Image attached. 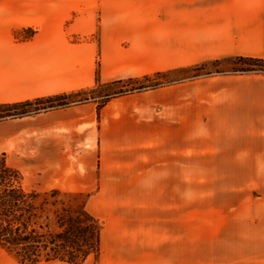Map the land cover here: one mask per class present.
<instances>
[{
	"label": "crops",
	"instance_id": "obj_1",
	"mask_svg": "<svg viewBox=\"0 0 264 264\" xmlns=\"http://www.w3.org/2000/svg\"><path fill=\"white\" fill-rule=\"evenodd\" d=\"M241 56L264 58V0H0V103ZM0 157L101 222L95 257L34 264H264V73L2 119Z\"/></svg>",
	"mask_w": 264,
	"mask_h": 264
},
{
	"label": "rangeland",
	"instance_id": "obj_2",
	"mask_svg": "<svg viewBox=\"0 0 264 264\" xmlns=\"http://www.w3.org/2000/svg\"><path fill=\"white\" fill-rule=\"evenodd\" d=\"M29 34L30 31L23 32V35ZM244 67L248 66L243 61L225 59L206 63L202 69H189L149 79L139 78L134 81L124 80L111 84H98L93 89L73 93L68 97V102H86L88 100L85 99L94 100L95 98L103 103L109 99L106 98L108 95L120 94L122 91L124 92L122 94H125L140 85L169 83L182 73L231 71ZM34 108L38 107L35 104L28 107V109ZM5 164L4 158L0 157V204L1 208L3 205L7 206L0 210V235L10 228L12 235L31 236L37 241L34 247H38L37 250L33 249L41 258L81 260L91 252V256L95 257L96 253H93L95 250L91 248V243L97 245L96 240L101 229V222L89 214L85 208L86 197L80 194L52 193L51 191L37 192L23 186L21 189L16 175L4 170ZM17 179L22 183L21 176ZM13 195L20 201L14 203ZM86 213L92 216L93 220H90ZM26 245L20 244L16 249L7 248L19 260L24 261L27 254H31L29 251L31 246Z\"/></svg>",
	"mask_w": 264,
	"mask_h": 264
},
{
	"label": "trees",
	"instance_id": "obj_3",
	"mask_svg": "<svg viewBox=\"0 0 264 264\" xmlns=\"http://www.w3.org/2000/svg\"><path fill=\"white\" fill-rule=\"evenodd\" d=\"M228 59H237V60L243 61L247 64L248 67H244V68H240V69H233L231 71H219L218 70V71H215L216 73H225V72L264 73V58L242 57L241 56V57H233V58H228ZM204 65L205 64L198 65L196 67V69H202ZM207 73H211V72L195 73V75L200 76L202 74H207ZM159 75H166V74L165 73H157L155 75L146 76L144 78L149 79V78H153V77L159 76ZM134 80H136V79H128L126 81H134ZM97 81L99 82V68L97 69ZM163 84H165V83H155L153 85H140L139 87L133 88L129 91L142 90L145 88H154V87L161 86ZM122 93H124V92L123 91L120 92V94H122ZM72 94L73 93L49 95V96L39 97V98L30 99V100H26V101H22V102H17V103H0V120L6 119V118L22 117V116H26V115L36 114V113H39L42 111H47V110L57 108V107L67 106V105L71 104V102H68V97ZM116 94H119V93L108 95V96H106V98H110ZM93 99H95V98H93ZM85 100H89V99H85ZM106 101H104V102H106ZM33 104H35L38 108L28 109V107L32 106ZM4 170H7L10 173H13L16 175L15 176L16 180H17V182H19V187H21V189H22V183H20L19 179H17L21 176V175H19V172L13 168L8 167L6 164H5ZM51 192L52 193H60L58 191H51ZM13 198H14L13 199L14 203H17L20 201L18 199V197L14 196V195H13ZM1 206L2 205L0 204V210L7 207L6 205H3V208H1ZM86 216H88L90 220H93V217L90 216L88 213H86ZM100 230H99L97 240H96L97 245H95V243H91V248L93 250H95V251H93V253H96V254H98L100 251ZM12 234H13L12 229L8 228L7 230H5V232L2 235H0V244L4 245L6 247H9V248H15V249L20 244H27L26 246H28V247L31 246L29 249L31 254H27L26 259L24 261L22 259H20L21 263H23V264H34V263H37L41 260L57 259V258H41L40 256H38L33 249V248H36V250H37L38 247H34V245L37 244L36 243L37 241L34 240V238H32L31 236L23 237L19 234L18 235H12ZM74 243L77 244L76 241H74ZM91 254H92V252L88 253L81 260L61 259V258L59 260H64V261H68V262H72V263H78V262L85 260Z\"/></svg>",
	"mask_w": 264,
	"mask_h": 264
}]
</instances>
